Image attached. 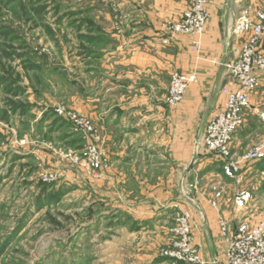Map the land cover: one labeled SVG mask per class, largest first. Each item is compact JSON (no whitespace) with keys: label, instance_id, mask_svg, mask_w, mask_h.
Instances as JSON below:
<instances>
[{"label":"crops","instance_id":"crops-1","mask_svg":"<svg viewBox=\"0 0 264 264\" xmlns=\"http://www.w3.org/2000/svg\"><path fill=\"white\" fill-rule=\"evenodd\" d=\"M105 1L84 2L90 14L74 17L69 29L60 26V37L64 31L70 37V59L61 48V68L63 73H71L59 87L60 93L67 108L90 119L100 132L102 154L109 166L95 177L98 191L106 197L110 190L113 199H124V204L99 208L96 217L121 221L111 245L154 246L169 236L173 217L187 210L202 261L226 264L217 214L220 212L234 230L237 218L253 225L264 212L251 214L250 206L236 210L230 199L221 200L219 211L213 209L207 201L209 194L205 195L216 185L210 180L221 171L229 187L260 173V169L258 162L242 164L235 179L227 178L215 156L194 160L193 145L225 101L220 93L224 84L222 64L240 49L239 39L231 32L238 3L206 0L209 20L196 51L192 35H178L168 46L161 44V24L178 20L188 6L186 2L114 0L123 29L117 35ZM173 72L193 74L195 81L187 87L182 102L169 108L165 98ZM261 116L264 76L249 97L244 125L234 135V159L264 141ZM190 185L197 187L191 191H195L192 201L188 199ZM93 218L90 215L87 222L92 224ZM135 257V264H170L156 251H140Z\"/></svg>","mask_w":264,"mask_h":264},{"label":"rangeland","instance_id":"rangeland-1","mask_svg":"<svg viewBox=\"0 0 264 264\" xmlns=\"http://www.w3.org/2000/svg\"><path fill=\"white\" fill-rule=\"evenodd\" d=\"M84 2L90 0H0V264H135L136 253L156 251L161 256L168 244L170 233L154 246L111 245L121 221L96 217L99 208L124 204V199H113L110 190L109 197L98 191L95 177L109 166L100 132L90 119L66 107L59 89L71 76L61 68V48L70 59V37L68 31L60 37V26L69 29L74 17L89 15ZM105 2L115 33L117 27L122 32L118 4ZM237 5L239 11L244 3ZM61 108L91 122L106 167L96 171L83 159L76 161L86 144L55 113ZM260 173L228 187L218 171L210 180L216 185L205 194L207 201L210 205L217 201L218 206L211 207L219 211L221 200L235 204L237 194L246 192V208L261 214L264 164ZM51 175L52 182L44 180ZM188 187L192 201L195 191H191L197 187ZM218 192L221 195L215 198ZM90 215H94L92 224L87 222ZM217 215L224 218L220 212ZM238 222L246 221L237 218ZM174 226L175 222L169 231Z\"/></svg>","mask_w":264,"mask_h":264},{"label":"built area","instance_id":"built-area-1","mask_svg":"<svg viewBox=\"0 0 264 264\" xmlns=\"http://www.w3.org/2000/svg\"><path fill=\"white\" fill-rule=\"evenodd\" d=\"M186 2L187 8L178 20L169 19L161 24L163 38L161 44L168 46L178 35H192L196 38L193 47L200 50V40L209 20L206 0H176ZM243 7L235 15L231 29L232 36L239 39L240 49L232 59L224 62V84L220 89L225 97L224 104L206 123L204 134L194 143L193 155H213L222 162V170L227 178L235 179L242 164L258 162L264 159V143H260L239 158H233L231 145L235 133L244 125L243 113L249 110V97L260 86L264 76V0H235ZM122 32L119 27L116 34ZM195 81L193 74L173 72L167 89L165 104L172 108L182 102L187 87ZM58 116L67 120L73 132L86 144L80 157L93 170L106 167L98 146L99 136L91 122L76 113L56 109ZM264 121V118H262ZM54 176L44 180L52 182ZM215 194V198L220 197ZM249 195L240 192L235 198V209H244ZM211 205L218 203L211 200ZM221 236L225 242L224 260L226 264H264V213L255 224L238 222L231 230L222 217L219 218ZM170 236L166 250L161 257L167 258L171 264H206L202 261L196 248L192 232L189 212L180 211L176 216L175 226L169 231Z\"/></svg>","mask_w":264,"mask_h":264},{"label":"trees","instance_id":"trees-1","mask_svg":"<svg viewBox=\"0 0 264 264\" xmlns=\"http://www.w3.org/2000/svg\"><path fill=\"white\" fill-rule=\"evenodd\" d=\"M220 163H221V165H222V162L220 161ZM264 164V159L263 160H261V161H258V163H257V165H258V167H260V169H261V166Z\"/></svg>","mask_w":264,"mask_h":264}]
</instances>
